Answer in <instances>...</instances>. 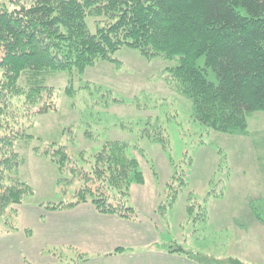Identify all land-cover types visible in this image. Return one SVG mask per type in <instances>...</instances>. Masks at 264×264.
Here are the masks:
<instances>
[{
  "label": "rangeland",
  "instance_id": "rangeland-1",
  "mask_svg": "<svg viewBox=\"0 0 264 264\" xmlns=\"http://www.w3.org/2000/svg\"><path fill=\"white\" fill-rule=\"evenodd\" d=\"M114 57L116 62L98 61L82 73L44 71L22 77L23 86L34 82L51 88L58 109L39 115L29 132L32 138L16 145L18 175L31 189L22 204L11 207L18 211V229L37 233L49 217L47 206L78 201L81 191H90L88 199L117 197L115 189L97 176L90 178L88 171L105 143L122 141L132 146L147 182L134 184L132 202L145 209L154 206L162 243L132 248L143 253V264H152L151 253L172 249L169 264H229L230 259L264 264V112L248 115L242 131H215L199 122L191 101L166 82V69L178 66L179 58L148 60L129 48ZM196 65L205 68V57ZM208 78L217 82L211 69ZM154 126L165 143L150 136ZM53 143L66 145L84 170H70L63 180L57 164L40 153ZM142 190L153 193L138 199ZM9 221L10 209L0 215V228L5 230ZM75 258L67 253L61 264H78ZM164 259L153 264H165Z\"/></svg>",
  "mask_w": 264,
  "mask_h": 264
},
{
  "label": "trees",
  "instance_id": "trees-1",
  "mask_svg": "<svg viewBox=\"0 0 264 264\" xmlns=\"http://www.w3.org/2000/svg\"><path fill=\"white\" fill-rule=\"evenodd\" d=\"M124 48L148 60L179 58L178 66L166 69V82L191 101L195 118L215 131H242L248 115L264 112V0H0V215L8 209L12 215L0 235L19 230L18 211L11 207L31 193L18 175L16 145L32 138L29 132L39 115L58 109L51 88L34 82L23 86L22 77L29 72L82 73L98 61L116 62L115 54ZM201 57L205 68L196 65ZM208 69L217 82L210 81ZM155 129L148 130L150 136L165 143L166 138H158L162 131ZM131 148L122 141L105 143L88 171L90 178L97 176L115 189L117 197L101 193L88 199L86 190L78 201L46 209L89 203L99 213L136 220L131 188L146 179ZM68 149L53 143L40 152L57 164L63 180L70 170H84ZM48 252L61 259L73 253L78 264L90 260L71 246ZM229 264L246 263L230 259Z\"/></svg>",
  "mask_w": 264,
  "mask_h": 264
},
{
  "label": "crops",
  "instance_id": "crops-1",
  "mask_svg": "<svg viewBox=\"0 0 264 264\" xmlns=\"http://www.w3.org/2000/svg\"><path fill=\"white\" fill-rule=\"evenodd\" d=\"M149 193H153V190H142L137 198L148 197ZM153 207H136L139 211L136 220L99 213L89 203L73 209H47V222L41 225L42 228L39 227L37 233L30 231V236L27 228H24V232L18 230L20 235L14 232L0 235V264H61L62 259L48 252V249L67 246L76 247L88 255L90 260L79 264H143V253H135L132 248L159 244L158 226L155 215L151 213ZM130 249L132 255L128 252ZM166 252L151 253L152 264L163 262V258L165 264H169L174 253Z\"/></svg>",
  "mask_w": 264,
  "mask_h": 264
}]
</instances>
